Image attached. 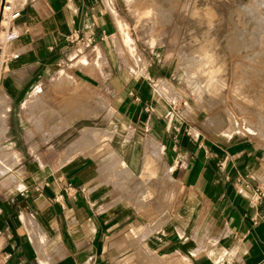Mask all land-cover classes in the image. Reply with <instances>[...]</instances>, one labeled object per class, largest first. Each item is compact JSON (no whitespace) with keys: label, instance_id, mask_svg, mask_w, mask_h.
<instances>
[{"label":"crops","instance_id":"crops-1","mask_svg":"<svg viewBox=\"0 0 264 264\" xmlns=\"http://www.w3.org/2000/svg\"><path fill=\"white\" fill-rule=\"evenodd\" d=\"M106 9L104 0H37L17 22L21 35L7 48L16 57L4 65L0 87L10 106L51 114L4 117L3 134L19 161L0 182V264H264V144L187 123L191 113L169 112L150 76L119 72L112 82L115 117L124 125L119 147L111 149L125 159L118 153L103 159L108 144L97 145L94 152L104 151L98 156L69 157L68 139L59 138L82 119L75 112L85 102L81 88L108 86L107 40L83 54L108 29ZM96 50L99 69L88 63ZM82 59L88 64L81 66ZM63 69L74 72L76 84L67 103L57 96ZM23 135L35 136L29 162ZM147 138L150 153L158 146L162 160L149 158L146 194L140 172ZM44 148L50 159L40 157ZM28 166L35 169L23 188ZM157 182L164 183L158 194ZM157 197H173L178 206L157 217Z\"/></svg>","mask_w":264,"mask_h":264},{"label":"rangeland","instance_id":"rangeland-1","mask_svg":"<svg viewBox=\"0 0 264 264\" xmlns=\"http://www.w3.org/2000/svg\"><path fill=\"white\" fill-rule=\"evenodd\" d=\"M104 3L108 29L102 30L100 38L94 39L83 54L92 53L97 41L107 40L102 64L107 69L108 86L102 91L93 86L81 88L79 98L85 102L77 104L75 112L82 114V119L59 138L68 139L69 157H95L104 153L94 152L97 145L108 144L103 159L116 157L117 153L125 159V152L111 149L119 147L118 131L124 125L115 117L114 83L119 72L129 79L150 76L156 96L169 102V112L191 113L187 115L189 124L223 137L249 138L264 144V0H122L119 8L113 0ZM91 58L88 63L99 69V51ZM85 60L82 59L81 66L88 64ZM73 74L68 69L59 72L57 96L64 103L71 101L76 88ZM65 107L69 109V105ZM6 114L51 112L39 111L35 105L28 109L19 104L10 106L0 87V182L12 175L10 170L19 161L3 134ZM34 138L23 135V156L27 162L35 159V149L27 150L35 146ZM150 141L145 140L141 156L146 166L140 172L141 180H145L140 186L146 194L147 179L153 175V161L149 158L162 160L158 146L154 145L150 153ZM44 149L40 157L50 159L52 153ZM26 169L23 188H28L26 177L35 167ZM154 173L164 179V173ZM162 184L156 183L157 194ZM143 202L148 203L147 196ZM155 203L157 217L162 218L164 215L159 213L164 207L172 213L178 206L173 197H157Z\"/></svg>","mask_w":264,"mask_h":264},{"label":"built area","instance_id":"built-area-1","mask_svg":"<svg viewBox=\"0 0 264 264\" xmlns=\"http://www.w3.org/2000/svg\"><path fill=\"white\" fill-rule=\"evenodd\" d=\"M34 1L37 0H0V76L6 62L16 57L8 53L7 48L21 35L17 22L28 4Z\"/></svg>","mask_w":264,"mask_h":264},{"label":"bare ground","instance_id":"bare-ground-1","mask_svg":"<svg viewBox=\"0 0 264 264\" xmlns=\"http://www.w3.org/2000/svg\"><path fill=\"white\" fill-rule=\"evenodd\" d=\"M15 157H16V155H15Z\"/></svg>","mask_w":264,"mask_h":264}]
</instances>
